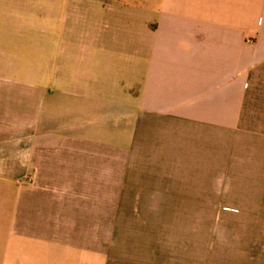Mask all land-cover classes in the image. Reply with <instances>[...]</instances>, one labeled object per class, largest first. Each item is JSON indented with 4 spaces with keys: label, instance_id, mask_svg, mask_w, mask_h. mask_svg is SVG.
I'll return each instance as SVG.
<instances>
[{
    "label": "crops",
    "instance_id": "1",
    "mask_svg": "<svg viewBox=\"0 0 264 264\" xmlns=\"http://www.w3.org/2000/svg\"><path fill=\"white\" fill-rule=\"evenodd\" d=\"M141 2L120 4L137 14L126 21L138 22L127 31L145 48L140 82L105 102L132 116L128 131L111 132L121 144L81 138L41 115L47 83L4 79L3 28L13 21L0 18V264H264V0ZM119 32L112 26L114 41ZM95 84H74L75 103L92 113ZM67 110L76 116L83 106ZM211 173L225 186L213 235L203 193L196 260L194 199L155 184ZM164 230L187 240H165ZM116 231L138 233L117 258Z\"/></svg>",
    "mask_w": 264,
    "mask_h": 264
},
{
    "label": "rangeland",
    "instance_id": "2",
    "mask_svg": "<svg viewBox=\"0 0 264 264\" xmlns=\"http://www.w3.org/2000/svg\"><path fill=\"white\" fill-rule=\"evenodd\" d=\"M141 3V0H0V18L13 21V27L4 24L3 28L4 79L47 83L49 88H46L42 99L41 115L55 116L60 121L57 127L68 126L67 131L80 134L81 138L109 145L121 144V138L112 136L111 132L128 131L132 116L124 113L123 105H106L105 102L119 98V89L124 84H131L137 89L140 82L139 73L144 61L138 52L143 53L145 48L138 34L129 35L127 31L129 26L137 33L138 22L131 21L129 24L126 21L129 18L138 19L137 14L120 4L135 5L138 9ZM112 26L121 28V32L114 34L115 41L112 39ZM93 81L97 83L95 90L100 102L99 110L92 113L87 109L89 103H75L77 89L74 84L86 83L89 86ZM60 82L65 83L63 91L67 90V95L61 92ZM75 104L83 106V111L71 116L67 109L74 108ZM133 107L136 108V105ZM124 124L126 127H123ZM211 176L213 178V173ZM214 178L194 179V183L183 181L177 186L174 179H162V184H155L157 190L159 188L163 192H172L174 187L188 192L190 205L194 199L196 209L193 214L189 212L188 220L189 226L193 221L195 231H190L188 238L193 241L196 260L202 256L205 234L202 231L203 219L206 218L202 215L203 203L206 202L204 192L210 195L207 202L211 203V235L218 223V192L220 186H225V180ZM115 186L120 187L117 183ZM121 186H126V183L121 182ZM137 217V214L132 216L135 223L138 222ZM178 226H183V223ZM161 234L165 240L171 238L180 243L187 240L186 233L181 230L177 233L164 230ZM111 239L115 241L117 258L125 252L126 242L138 239V233L116 231L111 233ZM180 245L177 247L179 254L182 251Z\"/></svg>",
    "mask_w": 264,
    "mask_h": 264
}]
</instances>
